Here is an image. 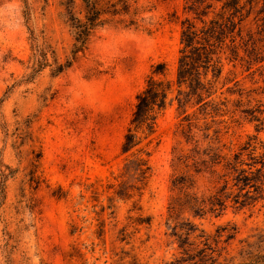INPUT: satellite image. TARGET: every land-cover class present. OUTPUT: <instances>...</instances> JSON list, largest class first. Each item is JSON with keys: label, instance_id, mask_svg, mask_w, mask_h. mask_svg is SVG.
<instances>
[{"label": "rangeland", "instance_id": "374dc122", "mask_svg": "<svg viewBox=\"0 0 264 264\" xmlns=\"http://www.w3.org/2000/svg\"><path fill=\"white\" fill-rule=\"evenodd\" d=\"M130 2L138 27H99L85 51L53 73L52 65L34 70L31 39L50 47L49 63L52 55L57 63L71 58L68 0H0V171L9 175L0 195V264H264V174L255 171L264 161L261 1L242 20L241 38L219 54L222 72L209 97L217 114L190 102L178 109L174 100L158 121L141 210L114 197L109 214L135 95L156 63L174 73L181 22L193 17L184 0ZM72 6L82 17V0ZM207 134L232 151L245 147L242 157L263 182L241 198L244 206L228 200L218 214L169 218L172 175L183 171L171 165L173 148L188 152ZM138 215L151 223L137 222Z\"/></svg>", "mask_w": 264, "mask_h": 264}, {"label": "trees", "instance_id": "16d2710c", "mask_svg": "<svg viewBox=\"0 0 264 264\" xmlns=\"http://www.w3.org/2000/svg\"><path fill=\"white\" fill-rule=\"evenodd\" d=\"M260 1L264 8V0H184V9L192 13L193 17L181 22V48L175 71L170 74L164 62L156 63L146 76L143 87L135 95L134 108L121 144L124 162L120 176L123 179L118 189H114L112 196L108 197L110 205L106 208L111 210L109 214L114 213L111 204L114 197L132 199V209L141 210L139 202L153 174L151 156L159 144L158 121L174 100L178 109L185 108L190 102L191 106L203 105L201 110L205 115L217 114L213 108L214 101L209 97L222 72L219 54L224 45L228 46L227 41L234 43L236 37L241 38L242 20L249 15L252 6ZM74 2L68 0L67 7L70 14L69 27L73 34L71 58L64 63H57L52 55L54 62L49 63V54L52 53L50 47L45 45L41 49L37 38L33 37L31 57L36 66L35 71L52 65L53 73L62 72L72 64L79 52L85 51L95 31L105 24L124 27L140 25L134 10L131 12L130 0H82V17L73 13ZM234 47L230 51L238 56V48ZM250 48L246 43V50ZM260 124L264 125L263 122ZM208 137L207 134L202 139H193V146L187 149L188 152H177L173 148L171 165L173 169L181 166L183 171H175L172 175L167 204L169 218L181 211L199 217L206 213L218 214L226 208L228 200L233 201L235 206H244L246 203L241 198L248 195L249 188L258 189V183L263 182L253 175V165L242 157L241 150L245 147L235 152L224 147L225 143L220 144L218 137ZM39 157L40 151L31 162L33 166L37 165ZM261 165L255 171L263 175L264 161H261ZM0 174L2 196L9 175L4 171H0ZM32 176L38 178L35 173ZM127 179L132 181L130 185H127ZM151 219L149 215H138L136 218L137 222L146 224H150Z\"/></svg>", "mask_w": 264, "mask_h": 264}]
</instances>
